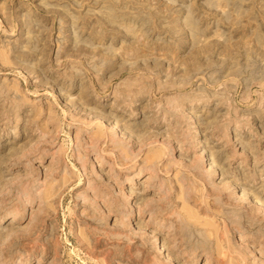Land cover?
Returning a JSON list of instances; mask_svg holds the SVG:
<instances>
[{"label":"rangeland","instance_id":"1","mask_svg":"<svg viewBox=\"0 0 264 264\" xmlns=\"http://www.w3.org/2000/svg\"><path fill=\"white\" fill-rule=\"evenodd\" d=\"M0 218V264H264V0H0Z\"/></svg>","mask_w":264,"mask_h":264},{"label":"bare ground","instance_id":"2","mask_svg":"<svg viewBox=\"0 0 264 264\" xmlns=\"http://www.w3.org/2000/svg\"><path fill=\"white\" fill-rule=\"evenodd\" d=\"M114 137V136H113ZM36 148V147H35ZM86 148V147H85ZM14 153V152H13ZM43 153V152H42ZM99 155V154H98ZM104 158H102V157H100V156H97L96 158H94V160H93V162H92V165H102V164H104L105 162H104V160H103ZM28 163V162H27ZM115 163V162H114ZM212 165H213V163H212ZM212 165H211V167H212ZM109 166V165H108ZM115 166V165H114ZM26 168H28V167H30L29 165H27V166H25ZM94 167V166H93ZM90 168V167H89ZM92 168V167H91ZM115 169V168H114ZM111 171V170H110ZM30 172V171H29ZM29 172H28V174H29ZM81 172V171H80ZM25 174V173H24ZM27 174V173H26ZM91 174V173H90ZM98 175V174H97ZM29 176V175H28ZM22 177H25V176H22ZM151 177V175L149 176V178ZM148 178V177H147ZM149 178H148V180H149ZM151 179H152V177H151ZM101 180V179H100ZM145 180H147V179H145ZM129 181H131V183H132V181H134V179H130ZM110 182V181H109ZM89 183V181H87V184ZM109 184V183H108ZM95 189V188H94ZM161 191V190H160ZM90 192V191H89ZM93 192V191H92ZM98 194V193H97ZM122 194V193H121ZM88 195V194H87ZM105 195V194H104ZM127 196H129L128 194H127ZM90 197V196H89ZM112 197V196H111ZM90 198H92V197H90ZM95 198V197H94ZM92 200L94 201V199L92 198ZM105 200V199H104ZM91 203V202H90ZM144 203V202H143ZM128 205H129V208L130 209H132V208H135V206L133 205V204H131L130 202H128ZM143 206V205H142ZM228 206V205H227ZM143 209V208H142ZM126 211V210H125ZM137 211H138V209H137ZM155 211V210H154ZM128 213V212H127ZM178 216V215H177ZM6 217V216H5ZM22 217V216H21ZM149 219H151V214L149 213V216H148V220ZM20 220V216H17V215H15V216H11L10 218H8L7 219V221H8V223L6 224L5 222V227H10V226H12V225H15L18 221ZM3 221H4V219L3 218H0V223H3ZM181 222V221H180ZM1 225V224H0ZM122 227V226H121ZM15 228H17V227H15ZM14 227H12L11 229H10V231H12L13 229H15ZM4 229V228H3ZM2 229V230H3ZM121 229V228H120ZM4 231V230H3ZM8 231H9V229H8ZM10 231L8 232V233H10ZM15 231V230H14ZM135 231V230H134ZM7 232V231H6ZM132 232V231H131ZM11 233H13V231L11 232ZM135 234V233H134ZM153 234H154V232H153ZM152 233H151V235H153ZM149 235V234H148ZM150 235V236H151ZM120 236V235H119ZM140 236V235H139ZM142 236V235H141ZM117 237V236H116ZM154 237V239H153V242H154V244H155V242H158V244L160 243V240H159V237L157 236V235H154L153 236ZM9 240V239H8ZM180 243V242H179ZM169 246H172V245H169ZM168 246V247H169ZM172 247H174V245L172 246ZM163 246L161 247V249H160V252H159V254H164L165 253V251L163 250ZM158 250H159V248H158ZM55 251V250H54ZM166 253H168V252H166ZM170 253V252H169ZM230 255V254H229ZM55 257V256H54ZM208 257V256H207ZM53 258V257H52ZM162 259H163V261L164 262H171L172 261V259L170 258V256L168 255V254H166L165 256H164V258L163 257H161ZM201 258V257H200ZM54 259V258H53ZM53 259H51L47 264H54L55 262H54V260ZM161 259V260H162ZM210 259V258H209ZM209 259H203L202 260V264H212V262L209 260ZM223 261V260H222ZM199 262V260L198 259H193L191 262L190 261H187L186 262V264H189V263H191V264H197ZM155 263V262H154ZM160 264V263H159ZM164 264V263H163ZM167 264V263H166ZM171 264V263H170Z\"/></svg>","mask_w":264,"mask_h":264}]
</instances>
